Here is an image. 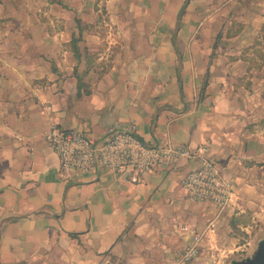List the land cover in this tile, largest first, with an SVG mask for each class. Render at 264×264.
<instances>
[{
    "label": "crops",
    "instance_id": "crops-1",
    "mask_svg": "<svg viewBox=\"0 0 264 264\" xmlns=\"http://www.w3.org/2000/svg\"><path fill=\"white\" fill-rule=\"evenodd\" d=\"M133 126L206 150L235 197L193 200L181 159L131 184L62 173L45 133ZM264 205V0H0V264H171ZM197 259V258H196Z\"/></svg>",
    "mask_w": 264,
    "mask_h": 264
},
{
    "label": "built area",
    "instance_id": "built-area-1",
    "mask_svg": "<svg viewBox=\"0 0 264 264\" xmlns=\"http://www.w3.org/2000/svg\"><path fill=\"white\" fill-rule=\"evenodd\" d=\"M48 147L57 155L62 173L96 174L108 171L125 176L131 184L142 182L144 175L158 167L171 168L181 159H198L199 167L189 172L181 182L182 188L195 201L208 203L218 210L225 209L235 197L234 185L225 179L217 166L205 157L206 150L192 151L144 143L133 126H113L106 130L103 140L94 143L75 130L51 127L45 133ZM200 238L194 237L171 264H188L200 253ZM101 264H110L104 261Z\"/></svg>",
    "mask_w": 264,
    "mask_h": 264
},
{
    "label": "rangeland",
    "instance_id": "rangeland-1",
    "mask_svg": "<svg viewBox=\"0 0 264 264\" xmlns=\"http://www.w3.org/2000/svg\"><path fill=\"white\" fill-rule=\"evenodd\" d=\"M231 227L215 235V241L202 248L197 259L188 264H231L251 256L259 241L264 239V205L244 209Z\"/></svg>",
    "mask_w": 264,
    "mask_h": 264
},
{
    "label": "water",
    "instance_id": "water-1",
    "mask_svg": "<svg viewBox=\"0 0 264 264\" xmlns=\"http://www.w3.org/2000/svg\"><path fill=\"white\" fill-rule=\"evenodd\" d=\"M231 264H264V239L259 241L250 257Z\"/></svg>",
    "mask_w": 264,
    "mask_h": 264
}]
</instances>
